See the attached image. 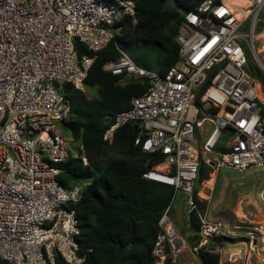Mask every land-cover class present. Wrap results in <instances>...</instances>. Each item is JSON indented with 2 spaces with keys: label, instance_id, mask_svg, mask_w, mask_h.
<instances>
[{
  "label": "built area",
  "instance_id": "2783aa9c",
  "mask_svg": "<svg viewBox=\"0 0 264 264\" xmlns=\"http://www.w3.org/2000/svg\"><path fill=\"white\" fill-rule=\"evenodd\" d=\"M182 16L178 57L164 75L137 66L119 47L120 57L103 64L121 85L149 81L130 108L106 117L112 125L103 140L138 122L134 145L164 157L143 177L173 187L172 200L186 197L188 220L199 218V243L191 246L197 255L202 247L216 252L210 246L224 231L199 212L200 162L223 171L264 168V97L249 66L264 74V0H203ZM126 19L136 23L132 0H0V260L82 264L91 252L79 243L75 209L88 183L64 188L56 181L57 165L69 156L87 164L83 144L74 153L61 130L71 108L65 87L84 91L94 54ZM75 41L93 55L79 58ZM223 137L224 150L215 153ZM170 208L158 222L152 264H179L188 247Z\"/></svg>",
  "mask_w": 264,
  "mask_h": 264
},
{
  "label": "trees",
  "instance_id": "16d2710c",
  "mask_svg": "<svg viewBox=\"0 0 264 264\" xmlns=\"http://www.w3.org/2000/svg\"><path fill=\"white\" fill-rule=\"evenodd\" d=\"M132 1L136 23L129 19L122 21L115 37L94 54L95 60L83 81L84 91L65 87L71 108L61 130L70 144L77 141L83 144L87 164L79 157L69 156L57 165L60 172L56 181L64 188L88 183L75 207L81 232L79 243L83 250L91 249L82 264H152V247L161 231L158 222L174 196L173 187L143 177L146 171L162 163L164 157L143 152L134 145L140 129L138 122L118 127L111 142L103 140L104 132L112 125L106 117L130 108L131 101L146 91L149 81L128 79L121 85L119 77L103 71L102 66L120 57V43L139 40L159 46L162 58L155 63V71L164 75L178 57L174 36L183 20L182 12L195 9L203 0ZM74 49L79 58L93 55L78 41L74 42ZM249 66L264 97V74L252 63ZM219 146L217 151H223ZM211 172L210 165L200 162L194 197L201 214L205 201L199 200L197 192ZM189 224L193 235L186 241L194 246L199 243L196 213L190 216ZM222 239L218 236L213 242ZM197 256L199 264H224L218 252L205 247L198 250ZM0 264L8 263L0 260Z\"/></svg>",
  "mask_w": 264,
  "mask_h": 264
},
{
  "label": "rangeland",
  "instance_id": "374dc122",
  "mask_svg": "<svg viewBox=\"0 0 264 264\" xmlns=\"http://www.w3.org/2000/svg\"><path fill=\"white\" fill-rule=\"evenodd\" d=\"M167 4L172 5V2L168 1ZM119 48L137 66L148 71L156 72L155 63L162 58V51L159 46L156 44H147L139 40H134L130 43H120ZM250 63L262 73L256 64L252 61H250ZM88 97H92V95L88 94ZM225 140L226 139L223 138L220 141L221 146ZM78 146V141L71 144V149L74 153H77ZM197 148L200 149L199 145ZM217 148L218 147L215 148V153L220 152V149L217 151ZM160 168L163 167H159L158 169ZM214 170L215 173L216 170H218L217 173H212L209 181H203L198 192V197L204 199L203 195H208L210 188L220 183L216 188V192H214V196L219 195L215 214L218 220L224 225L225 233H223L225 236L220 243L212 242L210 248L220 254L223 263L242 264L244 254L235 252H237L236 250H244V252L249 250L251 245L246 237L249 236L250 230L254 227L251 223L253 220L252 213L264 212V204L261 202L262 200L259 196L264 191V168L253 167L244 172L231 170L226 173H222L220 169L215 168ZM223 185H225V189L222 188ZM259 230L260 235H262H259V239L264 242V226H261ZM243 239L245 241H243ZM263 242H261V244H263ZM187 252H189V249H187L186 253ZM231 255H233V257H231ZM192 264H199V261L195 260Z\"/></svg>",
  "mask_w": 264,
  "mask_h": 264
},
{
  "label": "crops",
  "instance_id": "0c3cea01",
  "mask_svg": "<svg viewBox=\"0 0 264 264\" xmlns=\"http://www.w3.org/2000/svg\"><path fill=\"white\" fill-rule=\"evenodd\" d=\"M223 138H225V137H223ZM219 145L221 146V142L219 143ZM223 145H224V143L221 146L222 148H223ZM159 167H163V166L161 165ZM160 169H163V168H160ZM214 169L215 168H213V172H211L209 174V179H210V176L212 175V173H214V174L217 173L218 170H216V173H215ZM216 169H218V168H216ZM220 171H222V173H226V172H229L231 170L223 171L220 169ZM236 172H238V171H236ZM222 177H223V175H222ZM209 179L206 181H209ZM219 184L220 183L212 186L210 188V191H208V195H203L204 199L198 197V192H199L200 186H199L198 192H197V197L199 198V200L205 201V210H204V213H202L201 215H203L205 218H207L209 220H213V221H220V220H218V218L216 217L217 215L215 214V210L217 209L216 208V204H217V200H218L217 198L219 197V195L214 196V192H216V188L219 186ZM222 188L225 189L226 188L225 185H223ZM217 194H218V192H217ZM259 196H260V199L262 200L261 202L264 204V191ZM185 200H186V197L183 194L178 193L171 202L170 214H171V217L173 219L175 226L185 236V238L187 240L188 237L193 235V232L190 228L188 217L186 216ZM197 205H198V209H199L198 202H197ZM252 216H253V220L251 221V223L254 226L253 228L259 229L261 226H264V212L263 213H261V212L260 213L259 212L254 213L253 212ZM261 231H262V229H261ZM223 232L225 233V231H223ZM224 233L221 235L222 237L225 236ZM259 235H260V231L256 232L252 236L249 235L248 237H246V239L248 240V242H250V245H251V247H249V250H247L245 252H244V250H242L244 253L240 250L239 251L236 250L237 252H235V253L244 254L242 264H264V242H263V240L259 239ZM260 236H262V235H260ZM243 241H245V240L243 239ZM261 242H263V244H261ZM242 243H244V242H242ZM187 249H189V252H187L188 255L186 253ZM187 249L185 250V252L181 256L179 264H186V263L192 264V263H194L195 260L199 261L198 256L192 253L191 246L189 244H188ZM231 257H233V255H231ZM220 260H221V256H220Z\"/></svg>",
  "mask_w": 264,
  "mask_h": 264
},
{
  "label": "bare ground",
  "instance_id": "6f19581e",
  "mask_svg": "<svg viewBox=\"0 0 264 264\" xmlns=\"http://www.w3.org/2000/svg\"><path fill=\"white\" fill-rule=\"evenodd\" d=\"M260 47H262V46H260Z\"/></svg>",
  "mask_w": 264,
  "mask_h": 264
}]
</instances>
